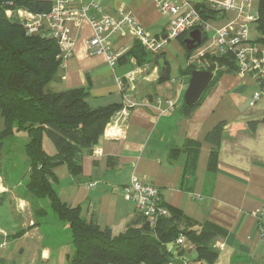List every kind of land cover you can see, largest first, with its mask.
I'll list each match as a JSON object with an SVG mask.
<instances>
[{
	"label": "crops",
	"instance_id": "1",
	"mask_svg": "<svg viewBox=\"0 0 264 264\" xmlns=\"http://www.w3.org/2000/svg\"><path fill=\"white\" fill-rule=\"evenodd\" d=\"M216 1L195 0L194 4L211 9ZM89 2L78 0L76 6ZM253 4L257 6L256 0ZM100 5V12L92 15L117 16L121 10H128L149 34L166 36L171 17L160 15L152 0H102ZM238 19L234 11H229L206 20L213 29H220ZM124 31L110 38L111 50L124 52V57L110 65L103 55H88V41L93 36L90 25L83 21L71 26L72 55L48 89L60 92L88 87L89 107L120 105L116 112L127 108L129 115L121 124L124 128L119 138L102 134L92 153L82 157L79 177L72 176L64 164L53 169L58 198L67 206L79 207L83 219L95 218L100 229L108 228L117 235L139 216L136 204L122 192L136 178L154 186L162 202L176 208L184 218L200 226L210 223L224 231V236L214 242L218 258L213 264H264V245L255 215L264 208V100L252 103L253 95L261 92L257 81L249 74H223L190 115H183L180 108L190 76L186 70L204 68V57L215 52L212 33H207L205 42L190 54L178 38L169 40L158 55L148 53L139 44L145 52L140 63L127 54L138 42L127 29ZM183 35L184 40L187 33ZM131 72L133 78L127 80ZM117 79L123 81V89ZM168 101L174 103L172 109ZM127 103L134 105L128 108ZM116 119L114 115L110 121ZM220 122L225 125L218 145L217 168L210 175L207 165L213 146L205 136ZM250 122H256L254 129ZM2 129L0 122V133ZM28 137L26 132L6 138L0 135V264H70L68 226L54 216L46 201L27 193ZM187 141L200 144L191 176L185 174L188 151L180 152L174 160L169 157L170 149L182 148ZM42 147L48 156L56 154L47 136H43ZM42 207L46 215L37 220L34 214ZM189 246L182 248L178 264L195 258Z\"/></svg>",
	"mask_w": 264,
	"mask_h": 264
},
{
	"label": "trees",
	"instance_id": "2",
	"mask_svg": "<svg viewBox=\"0 0 264 264\" xmlns=\"http://www.w3.org/2000/svg\"><path fill=\"white\" fill-rule=\"evenodd\" d=\"M256 2L258 19L254 27L258 37L251 42L264 46V0ZM49 8V0H0V122L3 124L0 135L6 138L15 132L28 134L25 145L29 163L27 193L46 201L47 208L54 216L68 226L72 245V253L67 254L69 263L178 264V258L168 250V246L182 235L185 245L190 244L196 255L192 260L213 264L218 258L213 245L218 237L224 236V231L210 223L200 226L189 221L176 208L168 207L169 216L160 217L153 224L139 215L127 225L124 232L116 235L108 228L100 229L95 218L83 219L79 207L67 206L58 198L53 186V169L64 164L72 176L79 177L82 173V157L92 153L106 123L121 106L92 109L86 101L90 95L88 87L60 92L48 89L49 83L60 70L61 58L56 41L40 36H25L21 24L8 20L4 10L26 9L32 13H43ZM197 10L204 19L220 14V11H213L204 5L197 6ZM178 39L183 44L181 35ZM206 39V34H203V43ZM192 51L186 49L188 54ZM127 54L133 55L141 63L145 52L137 43ZM121 57H124V53ZM204 58L209 59V67L200 70L214 71L215 76L195 104H182L180 113L183 115H190L219 77L237 72L230 52ZM215 65L218 67L216 71ZM194 70L188 67L186 72L190 74ZM258 86L264 100V78L259 79ZM261 121L264 122V119ZM224 125L225 122L218 123L205 136V141L213 146L207 165L210 175L217 168L218 145ZM255 125L256 122L249 123L251 129ZM43 136H47L55 147V155L48 156L44 152ZM199 146L198 142L187 141L182 148L170 149L169 157L174 160L180 152L188 151L185 174L191 176ZM46 212V208H38L34 216H37V220L42 219ZM182 248L178 247V256Z\"/></svg>",
	"mask_w": 264,
	"mask_h": 264
},
{
	"label": "built area",
	"instance_id": "3",
	"mask_svg": "<svg viewBox=\"0 0 264 264\" xmlns=\"http://www.w3.org/2000/svg\"><path fill=\"white\" fill-rule=\"evenodd\" d=\"M49 1L50 8L47 12L32 13L26 9H6L4 14L8 20L17 21L21 24L25 36H40L55 40L60 52V68L63 67L64 61L72 55L71 26H78L80 22L86 21L93 30V36L87 45L88 55H103L110 65L117 62L124 53L121 50H111L110 38L115 34H123L124 29H127L128 33L145 51L153 55L162 53L169 40H175L189 31L199 30L203 34L212 33L215 41L213 54L230 52L233 55L237 74L252 75L258 84L259 79L264 78V46L254 44L248 38L250 25H254L258 19V11L253 4L254 0H219L213 2L211 6L213 11H234L239 18L220 29H213L208 20L201 16L194 4L195 0H152L160 15L171 17L164 38L149 34L128 10H121L117 16L105 13L99 14L98 17L92 15V12H100L102 0H90L88 4L80 7L76 6L78 0ZM131 61L134 62L135 59L132 58ZM203 65L204 68L209 67V62L205 61ZM217 69L218 67L215 65L214 70ZM129 77L133 78L132 72L128 74L127 80ZM117 84L123 89L121 79H117ZM260 98H262V93H255L252 103H256ZM127 105L128 108H131L134 104L127 103ZM167 105L169 109L174 107L172 101H168ZM126 109L123 108L119 113H115L118 119L106 123L103 130L105 137L117 139L122 135L124 127L121 124L126 121L129 115ZM2 185L0 177V190L3 188ZM122 192L126 199L136 204L139 215L149 219L151 224L160 217L169 216L168 207L162 202L160 194L154 186L143 184L136 178H132L130 183L122 188ZM255 215L258 221V234L264 245V208L257 210ZM184 246L185 238L180 235L173 245L168 246V250L178 258V247ZM181 264H201V262L183 260Z\"/></svg>",
	"mask_w": 264,
	"mask_h": 264
},
{
	"label": "water",
	"instance_id": "4",
	"mask_svg": "<svg viewBox=\"0 0 264 264\" xmlns=\"http://www.w3.org/2000/svg\"><path fill=\"white\" fill-rule=\"evenodd\" d=\"M203 43V33L199 30L187 32V38L183 40L187 50H194ZM213 77L209 70H194L190 73L187 89L184 93V103L188 106L195 104Z\"/></svg>",
	"mask_w": 264,
	"mask_h": 264
},
{
	"label": "rangeland",
	"instance_id": "5",
	"mask_svg": "<svg viewBox=\"0 0 264 264\" xmlns=\"http://www.w3.org/2000/svg\"><path fill=\"white\" fill-rule=\"evenodd\" d=\"M258 37V33L256 32V30H255V27H254V25L252 26V25H250V27H249V31H248V38H249V40L250 41H254V40H256V38ZM208 60L209 59H206L205 61L206 62H208ZM215 76V74L213 75V77ZM213 77H212V79H213ZM214 81H216V78L214 79ZM205 94H206V92H205ZM204 94V95H205ZM203 95V96H204ZM203 98V97H202Z\"/></svg>",
	"mask_w": 264,
	"mask_h": 264
}]
</instances>
